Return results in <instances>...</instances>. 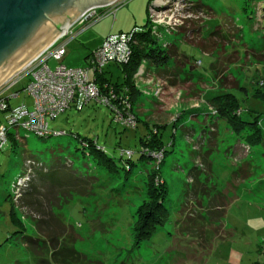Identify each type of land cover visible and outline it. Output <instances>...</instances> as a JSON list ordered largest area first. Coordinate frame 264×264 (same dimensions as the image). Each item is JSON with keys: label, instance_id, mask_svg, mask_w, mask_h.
I'll use <instances>...</instances> for the list:
<instances>
[{"label": "rangeland", "instance_id": "obj_1", "mask_svg": "<svg viewBox=\"0 0 264 264\" xmlns=\"http://www.w3.org/2000/svg\"><path fill=\"white\" fill-rule=\"evenodd\" d=\"M123 3L114 17H104L67 43L59 64L87 68L85 58L107 33L144 32L150 14L162 20L155 36L170 61L157 73L143 62L132 77L134 129L93 102L48 122L63 135L40 139L20 130L16 139L11 130L16 146L8 139L0 148V264H37L28 250L46 260L41 264L57 262L45 254L43 242L7 241L19 230L11 207L20 230L41 236L51 254L79 255L68 264H264V98L258 96L264 93L258 85L264 82V0ZM83 26L78 22L71 31ZM48 65L54 69L58 62ZM103 72L111 84L124 81L115 64ZM27 82L5 94L19 92L9 100L12 109H32L23 92ZM225 93L239 102L242 121L261 119L260 144L244 141L254 131L237 136L213 117L208 100ZM7 116L0 111V127L7 126ZM149 129L163 142L164 159L163 151L161 157L141 148V140L152 136ZM126 151L133 153L130 167L124 164ZM158 166L167 187L168 220L136 244L134 213L146 202L148 176Z\"/></svg>", "mask_w": 264, "mask_h": 264}, {"label": "built area", "instance_id": "obj_2", "mask_svg": "<svg viewBox=\"0 0 264 264\" xmlns=\"http://www.w3.org/2000/svg\"><path fill=\"white\" fill-rule=\"evenodd\" d=\"M125 0L105 8H94L88 10L80 19L79 23L84 25L77 33L71 29L63 35L55 44H53L37 60L33 61L23 72L18 74L0 91V111L8 113L7 126L0 127V148L8 140V134L11 130L15 131V138L19 139V131L24 130L33 133L40 139H46L51 136L63 135L62 132H54L49 129L48 122L54 120L58 115L70 108L81 110L90 103L96 102L107 106L114 114V119L123 127L134 129L135 121L130 113L131 105L127 97H120V105L112 104L111 99L117 97L112 89L104 94L95 82L96 74H101L107 64L124 65L131 58V46L135 44V31L128 33L110 34L93 51L87 61V68L68 69L59 64L66 54V45L76 37L78 33L94 23L102 20L109 15L115 16L119 7ZM153 33L157 34V28L161 21L149 16ZM54 60L58 65L50 69L48 62ZM23 79H27V85L23 92L32 99V109L28 110L24 105L11 108L10 98H17L19 92L13 94L10 98L5 97L8 90ZM118 106H121L118 108ZM162 152L158 155L162 157ZM125 154L130 157L133 153L126 151ZM159 163V162H158Z\"/></svg>", "mask_w": 264, "mask_h": 264}, {"label": "trees", "instance_id": "obj_3", "mask_svg": "<svg viewBox=\"0 0 264 264\" xmlns=\"http://www.w3.org/2000/svg\"><path fill=\"white\" fill-rule=\"evenodd\" d=\"M153 0H149V4ZM148 30L146 31H138L137 29H133L132 31L136 30L135 34V41L136 43L131 46L132 55L129 60V62L125 65H117L121 68L123 74H124V81L121 84H111L108 80L104 78V72L101 74H96L95 76V82L98 85L99 89L102 93L107 94V91L109 89L113 90V93L117 97L116 99H111L112 104H119L120 105V97L125 98V96H128L129 103L131 106H133L137 94L133 87L132 77L136 74L138 71L140 65L143 62H147L154 68V72L157 73V71H161L165 67H167V64L170 61L169 54L161 49L160 45L158 44L156 40V36L153 33L152 25L149 23V21L146 24ZM160 28H157V32ZM93 52H91L85 59L88 61L89 57L91 56ZM260 84V85H259ZM258 85L263 88L264 82H258ZM258 96L261 98H264V93L261 91H258ZM208 104L212 109L214 110L215 118L224 120L230 131L235 135H240L245 132V130L254 131L255 134H252L251 136L244 137V141H246L248 146H255L261 143L260 138L262 137V134L260 132V118L255 117L253 122H244L241 119V108L239 105V102L237 99L231 94V93H225L222 96L212 98L208 100ZM111 111V110H110ZM112 112V111H111ZM163 127V126H162ZM161 127V128H162ZM125 128V127H124ZM150 135H152L151 130L149 129ZM8 139H11V142L13 143V146L15 147L17 142L14 139L13 135L10 133L8 134ZM81 144L89 147V150H95V145L90 142H86L85 140L81 141ZM141 148H147L150 151L154 152H164L163 159L166 155V150L164 148V144L161 141V139H155L153 135L148 139H142L141 140ZM174 143L170 146H173ZM95 146V147H94ZM125 154V153H123ZM140 154V162L143 160L141 151ZM126 155V154H125ZM108 160L113 161L112 159L108 158ZM163 161V160H162ZM161 161V162H162ZM160 162V163H161ZM125 166L130 167L133 163L131 162V156L127 157V159L124 161ZM134 165V164H133ZM160 165V164H159ZM149 178V185H148V192H147V200L145 203H143L141 206H139L135 213H134V225H133V235L135 243L138 244L141 241H144L148 239L151 235H153V232L156 231V229L163 227L164 224L168 220V212L164 207V202L167 197V187L164 183V181L160 178V166L156 168H153L150 171V174L148 176ZM10 216L13 223H15L19 230H17V236L14 237L12 235L10 238L7 239L10 242L13 240V242H16V239L18 237L20 242L24 239L28 240L29 242L26 244H31L30 242L34 243V240H38L40 242H43L46 246L45 248V254L51 255L55 257L56 264H68L69 262H74L75 260H79V255L76 254L74 251H67L65 250L61 254L53 255L51 254L49 243H45V241L42 239L41 236L37 235H27L26 233L22 232L20 230V222L18 221L15 213L14 207H11L10 210ZM15 232V233H16ZM35 232V231H34ZM20 234V235H19ZM26 243V242H25ZM32 246V245H31ZM37 250V249H36ZM28 252L33 256L37 264L44 263L46 260L43 258L37 257L35 252L34 255L30 250ZM74 252L73 254H71ZM61 256L60 260H58L56 257ZM69 259V260H68ZM69 261V262H68ZM68 262V263H67ZM47 264V263H46ZM253 264H260L258 262H254Z\"/></svg>", "mask_w": 264, "mask_h": 264}, {"label": "water", "instance_id": "obj_4", "mask_svg": "<svg viewBox=\"0 0 264 264\" xmlns=\"http://www.w3.org/2000/svg\"><path fill=\"white\" fill-rule=\"evenodd\" d=\"M122 0H0V90L90 9Z\"/></svg>", "mask_w": 264, "mask_h": 264}, {"label": "crops", "instance_id": "obj_5", "mask_svg": "<svg viewBox=\"0 0 264 264\" xmlns=\"http://www.w3.org/2000/svg\"><path fill=\"white\" fill-rule=\"evenodd\" d=\"M121 32H122V31H119L118 33H121ZM118 33H110V34H118ZM123 33H124V32H123ZM107 34H108V33H107ZM107 34H106L105 38H106L108 35H110V34H108V35H107ZM105 38H104V39H105ZM104 39H103V40H104ZM103 40H102V42H103ZM101 44H102V43H100V45H101ZM100 45H99V47H100ZM258 263H260V262H258ZM260 264H263V263H260Z\"/></svg>", "mask_w": 264, "mask_h": 264}]
</instances>
